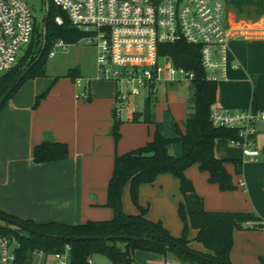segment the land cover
<instances>
[{
    "label": "crops",
    "instance_id": "1",
    "mask_svg": "<svg viewBox=\"0 0 264 264\" xmlns=\"http://www.w3.org/2000/svg\"><path fill=\"white\" fill-rule=\"evenodd\" d=\"M229 29L227 78L217 82L216 103L244 109L252 103L253 75L264 73V18L246 20L229 14ZM39 78L28 80L0 114V208L38 222L77 224L88 219L111 218L113 210L105 204L115 155L153 139L155 125L126 121L121 126V139L116 143L109 131L114 116L113 88L98 93L90 84V98L79 100L77 87L70 91L59 87L55 93L51 90L34 108L36 96L50 87L46 88L43 82H39L40 86L38 82L30 84ZM68 93H73L72 101L67 99ZM166 109L183 128L185 107L163 104L161 112L156 113L159 121ZM48 134L69 144V157L35 163L33 148ZM256 138L260 150L257 160H250L242 148L232 145L228 139L219 138L216 142V155L228 160L226 167L239 184L234 190L222 191L217 184L209 182V173L200 172L197 164L186 170L196 191L203 196L207 210L255 211L264 220V123L259 124ZM232 159L243 161L242 173H236ZM178 186L177 178L162 174L155 182L141 185L139 194L143 206H148L149 200L156 203L149 207V218H163L173 235L180 233L181 223L175 220V228L172 227L168 207L172 217L177 215V203L182 199L177 195ZM124 207L129 213L138 212L128 196H125ZM195 236L193 229L190 246L204 250L195 242ZM135 256L142 264L167 263V257L159 253L138 250ZM263 256L264 229L235 231L231 252L234 264H251L246 262L247 258L254 260L252 264H260L259 258Z\"/></svg>",
    "mask_w": 264,
    "mask_h": 264
},
{
    "label": "trees",
    "instance_id": "2",
    "mask_svg": "<svg viewBox=\"0 0 264 264\" xmlns=\"http://www.w3.org/2000/svg\"><path fill=\"white\" fill-rule=\"evenodd\" d=\"M235 1L240 16L264 14V0ZM49 5L50 17L46 34L45 13L42 25L35 21L32 40L27 50L20 55L18 63L8 72L0 74L1 99L23 72L34 64L0 107V114L27 80L47 75V62L54 41L62 38L68 43H76L85 36V32L71 24L68 15L54 0H49ZM58 15L64 18L63 24L56 22ZM160 47V52L170 54L176 65L191 69L196 74L194 80L188 84L189 111L183 121V128L169 109L164 111L163 120L157 119L154 107L158 96L149 95L142 108L129 110L126 121L152 123L156 128L153 139L144 145L115 155L105 204L113 210V216L109 219H88L77 224L38 222L17 217L0 208V220L4 221L0 224V234L15 236L20 242L19 264L29 263L35 250L52 254L64 251L67 245L70 246V264H88L89 258L94 254L107 256L113 264H142L135 259L138 250L159 253L165 257L174 253L181 260L196 264H234L231 252L235 231L264 229V220L255 211L207 210L203 196L196 191L193 181L186 175V170L197 164L202 171L209 173V182L217 184L222 191L237 188L233 174L226 167L228 160L216 155L215 146L219 138H237L238 129L215 126L210 120L211 109L217 99L218 85L217 82L205 79L206 71L202 66L198 47L183 42L162 44ZM67 76L75 80L81 78V70L71 68ZM56 80L57 78L54 83ZM252 80L254 90L251 106L255 110H264V73L253 75ZM51 87L52 85L36 96L34 108L48 95ZM123 122V118L114 114L111 133L116 143L121 138ZM69 153L67 142L48 134L34 146L32 157L35 163H46L67 159ZM231 161L236 173H242L243 161ZM167 173L178 178L182 195L177 208L183 222L179 236L173 235L161 220L149 218V207L143 206L139 199L141 185L153 183L160 175ZM127 185L130 188L131 201L138 209L136 213H129L124 209L123 192ZM191 229L196 230L194 240L200 242L204 250H196L190 246ZM183 248H188L199 256Z\"/></svg>",
    "mask_w": 264,
    "mask_h": 264
},
{
    "label": "built area",
    "instance_id": "3",
    "mask_svg": "<svg viewBox=\"0 0 264 264\" xmlns=\"http://www.w3.org/2000/svg\"><path fill=\"white\" fill-rule=\"evenodd\" d=\"M71 24L83 32L84 39L97 49V79L115 84L114 114L122 118L123 109H139L138 102L157 96L162 86L190 83L193 70L175 64L162 44L186 43L197 46L205 79L219 82L227 78L231 34L226 0H54ZM58 24L64 23L61 15ZM35 19L26 0H0V74L17 63L20 50L29 45ZM79 40V41H80ZM70 43L54 41L49 57L66 50ZM76 98H90V78H77ZM128 110V112H129ZM210 120L215 126L238 129L239 136L229 142L242 148L250 160H257L258 126L264 123V110L251 105L244 109L214 103ZM243 184V182H241ZM20 242L15 236L0 234V264H19ZM35 253L48 254L43 250ZM54 264H70V246L50 254ZM28 264V263H25ZM88 264H95L92 257ZM166 264H174L167 262Z\"/></svg>",
    "mask_w": 264,
    "mask_h": 264
},
{
    "label": "rangeland",
    "instance_id": "4",
    "mask_svg": "<svg viewBox=\"0 0 264 264\" xmlns=\"http://www.w3.org/2000/svg\"><path fill=\"white\" fill-rule=\"evenodd\" d=\"M26 1L29 4V6L31 7L35 21H37L40 25H42V19L46 13V0H26ZM226 1H227V9H228L229 14H232V15L234 14L237 18H243L246 20H256V19L264 18V14L261 16H252V17H247L245 15L240 16L237 13L236 1L235 0H229V1L226 0ZM27 48H28V45H24L20 50V55L23 54L27 50ZM96 60H97V49L93 45L89 44L86 40L82 39L76 43H70L66 50H58L54 57L48 58L47 69H46L47 75L37 79L39 81H37V80L32 81L30 84H36L33 82H38V84L40 86L39 82H43L44 85H46V88L48 86L52 85V87L50 88V90L48 92V95L51 92V90H53V89L55 90L54 93L56 91H58L59 87H62L64 90L70 91L72 88H74V86H75V88L77 86L75 84V79L67 76V73L71 68L76 67V68H79L81 70V74H82L81 77L82 78H91L92 79V81H91L92 89L94 88V89H96V91L98 90V93H102V92L104 93L105 91L111 90L113 88L114 95H115V93H116L115 84L112 81L107 80V79H97L98 69H97V61ZM55 78H57V80L54 83ZM23 85L21 86L22 88H23ZM20 89L17 92H19ZM76 89L79 91L78 88H76ZM78 91H76V92H78ZM17 92H16V94H17ZM71 94H73V93H68V95L66 97L68 100L70 99L72 101ZM188 94H189L188 83H186V82H183V83L175 82V83L167 84L166 86L165 85L162 86V88L158 92L159 101L156 102V105L154 107L156 113L159 114L161 112L163 104H169V103L170 104L173 103V104L177 105L180 109H182V107H185V110L187 113V111H189L187 109ZM114 103H115V101H114ZM143 105H144V96H142L138 102L139 109L142 108ZM128 110H129V107L123 109V111H122V118L124 120L122 125L124 123H127L126 118H127ZM163 118H164V114H163ZM113 119H114V116H113ZM111 128H112V126L110 127V130H109L110 133H111ZM200 172H203V171L200 170ZM172 176H174V175H172ZM175 178H177V177H175ZM177 181L179 183L178 178H177ZM237 186H239V184ZM129 189H130L129 185H127L124 189L123 205L125 202V196H128L129 202L131 203L132 206H134L132 204V201H131ZM177 195L182 197L179 188H177ZM149 201L150 202L148 203V207L151 208L152 204L156 205V203L154 201H152V200H149ZM177 208H178V203H177V207H176L177 215L174 214V216L172 217L173 214L171 215V213L169 212L170 209L168 207V219H169L172 227L175 228V226H174L175 220H177L181 223L180 233L176 234V235L174 234L175 236L181 235L182 229H183V222H182V220L178 214ZM124 209H125V207H124ZM148 216H149V213H148ZM155 220H161L163 222V224L165 225V227L171 232V229L166 225L163 218H158ZM1 223H4V221L0 220V224ZM12 226H14V225L12 224ZM192 230L193 229H191L190 233H189L190 237H191ZM22 232L25 233V231H22ZM195 242L197 244H199L200 246H203L200 242H198V241H195ZM92 259L97 264H113L112 261L107 256H105L103 254H94L92 256ZM135 259H136V262L140 263L139 262L140 260L138 259V257L135 256ZM253 261L254 260L252 258H247V260H246L247 263H251V264L253 263ZM259 261H260V264H264V256L260 257ZM167 262H172L174 264H196L194 262L183 261L174 253H170L167 256ZM28 264H54V259L50 254L35 253L32 256V260Z\"/></svg>",
    "mask_w": 264,
    "mask_h": 264
},
{
    "label": "water",
    "instance_id": "5",
    "mask_svg": "<svg viewBox=\"0 0 264 264\" xmlns=\"http://www.w3.org/2000/svg\"><path fill=\"white\" fill-rule=\"evenodd\" d=\"M47 1V11H46V15H45V22H44V30H45V34L47 31V27H48V20L50 17V5H49V0ZM34 64H32L31 66H29L24 72L23 74L19 77V79L16 81V83L11 86L8 91L6 92V94L3 96V98L0 99V107L5 103L6 99L9 97L10 93L16 88V86L21 82V80L23 79V77L30 71L31 67H33ZM120 238H130L129 236H117ZM185 251L189 252V253H194L192 252L190 249L188 248H183ZM196 256H199V254L194 253Z\"/></svg>",
    "mask_w": 264,
    "mask_h": 264
}]
</instances>
